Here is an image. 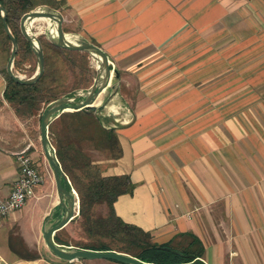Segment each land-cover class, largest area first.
Masks as SVG:
<instances>
[{
  "label": "crops",
  "instance_id": "0c3cea01",
  "mask_svg": "<svg viewBox=\"0 0 264 264\" xmlns=\"http://www.w3.org/2000/svg\"><path fill=\"white\" fill-rule=\"evenodd\" d=\"M62 1L118 74L96 114L121 148L102 175L134 185L116 215L157 244L195 236L204 264H264V0ZM4 89L0 72V197L23 149L43 182L0 218V264H73L45 246V222L59 216L52 173Z\"/></svg>",
  "mask_w": 264,
  "mask_h": 264
},
{
  "label": "trees",
  "instance_id": "16d2710c",
  "mask_svg": "<svg viewBox=\"0 0 264 264\" xmlns=\"http://www.w3.org/2000/svg\"><path fill=\"white\" fill-rule=\"evenodd\" d=\"M56 3L57 0H0V6L7 14L8 28L18 44L13 63L15 74L20 73L22 61L34 55L20 33L21 17L40 5L58 9ZM39 42L44 73L35 84L14 83L5 70L0 71L5 80L3 98L21 119L38 116L43 106L86 90L95 76L94 71L83 69V78L88 79L83 85L77 83L68 90V74L75 75L72 58L85 54L56 48L47 39ZM10 50L11 43L4 32L0 14V57L5 63ZM48 137L62 172L78 196L79 214L70 224L77 225L83 235L81 241H65L62 234L66 229H62L54 237L57 244L82 250L125 253L150 264H204L201 261L204 249L195 236L183 234L176 241L157 244L148 232L125 223L116 215L114 203L120 196L132 194L134 185L127 175L103 176L108 164L92 159L91 152L102 153L106 160H117L121 156L115 130L105 128L98 115L83 111L63 113L49 125Z\"/></svg>",
  "mask_w": 264,
  "mask_h": 264
},
{
  "label": "water",
  "instance_id": "95a60500",
  "mask_svg": "<svg viewBox=\"0 0 264 264\" xmlns=\"http://www.w3.org/2000/svg\"><path fill=\"white\" fill-rule=\"evenodd\" d=\"M0 14L4 32L11 43V51L5 66V71L14 83L20 85H33L44 73V57L40 42L30 32L32 23L39 19L47 20L53 24V29L49 32V41L53 46L67 51L84 52L92 58L96 65L95 76L89 88L79 91L72 96L62 97L48 104L41 115L39 130L40 147L51 169L59 208L58 218L50 222V215L44 225L42 234L46 248L54 257L65 262H72L75 260H104L118 264H150L125 253L82 250L71 246H62L54 241L55 234L78 217L79 200L77 193L70 186L69 180L62 172L55 150L48 137V127L61 114L66 112L83 111L89 114L100 113L101 115H106L105 108L109 104L107 94L111 91L112 93L117 91L115 83L117 82L118 74L110 68L109 60L100 48L92 45L81 37H69L63 32V17L60 13L48 7H40L39 9L24 14L19 22L20 33L29 44L37 62L35 74L28 79H23L13 72V63L18 52V44L8 28L6 22L7 14L1 6ZM100 95L99 103L97 99ZM121 113L122 112L119 111L112 117L118 122H122L124 118ZM67 185L70 187L68 188Z\"/></svg>",
  "mask_w": 264,
  "mask_h": 264
},
{
  "label": "rangeland",
  "instance_id": "374dc122",
  "mask_svg": "<svg viewBox=\"0 0 264 264\" xmlns=\"http://www.w3.org/2000/svg\"><path fill=\"white\" fill-rule=\"evenodd\" d=\"M56 6L58 9H53V8L46 6V5H40V6L36 7L34 10L39 9L40 7H48V8H51V9L57 11L63 17V23H62L63 32L69 37H80L76 33L78 30L77 20L70 15V11H69L68 6H66L64 1H62V0H57ZM48 24H50V27L48 26ZM52 29H53V24L47 20L46 21H35L32 23V25L30 27V32H31V34H33L37 38L38 41L40 39L41 40H46V39L50 40L49 32L52 31ZM81 53H84V52H81ZM84 54H85V56H81V57L74 56L72 58V61L75 65V70H74L75 75L72 76L70 73L68 74V79H67V83H66L68 86V90H70L72 87L77 85V83L83 85L85 83V80L88 79V77L83 78L82 73H85V72H83V69L85 71L90 69V71L95 72V66H96L95 62L92 60V58L88 54H86V53H84ZM54 59L59 60L55 56H54ZM5 66H6V63L4 62V59L2 57H0V71L5 70ZM20 69L21 70H20V73H18V75L20 77H22L23 79H28L31 76H33L37 70V62H36L35 56L34 55L27 56L22 61ZM85 75H87V74H85ZM77 92H79V91H77ZM46 107L47 106L42 107L40 114L38 116H35V117L33 116L30 118L23 117L24 118L23 121L26 124V127H28V129L33 130V131L36 130L38 138H39V130H40V115ZM91 155H92V159L96 163H104L105 161H107L106 157L100 152H91ZM41 158L47 164L48 173L51 175V169H49L48 163H47L44 155L42 154V152H41ZM41 173H43V172H41ZM82 238H83V235H82L81 231L79 230V228L77 227V225H75V224H69L67 226L66 230H64V233L62 234V239L65 241H69V242L81 241ZM73 264H114V263L99 262V261L98 262H89V261H76L75 260V262H73Z\"/></svg>",
  "mask_w": 264,
  "mask_h": 264
},
{
  "label": "built area",
  "instance_id": "2783aa9c",
  "mask_svg": "<svg viewBox=\"0 0 264 264\" xmlns=\"http://www.w3.org/2000/svg\"><path fill=\"white\" fill-rule=\"evenodd\" d=\"M16 164L18 174L11 191L7 197H0V218L20 210L33 190L43 182V175L28 154V148L16 154Z\"/></svg>",
  "mask_w": 264,
  "mask_h": 264
},
{
  "label": "bare ground",
  "instance_id": "6f19581e",
  "mask_svg": "<svg viewBox=\"0 0 264 264\" xmlns=\"http://www.w3.org/2000/svg\"><path fill=\"white\" fill-rule=\"evenodd\" d=\"M38 21H46V20H44V19H39ZM47 23V22H46ZM44 24V23H43ZM48 26L50 27V24H48ZM40 27V26H39ZM69 39V38H68ZM99 103H100V101H99ZM110 106V105H109ZM117 110H118V108H117ZM115 114V113H114ZM105 116V115H104ZM116 123V122H115Z\"/></svg>",
  "mask_w": 264,
  "mask_h": 264
}]
</instances>
